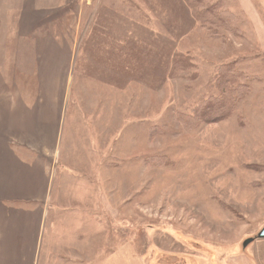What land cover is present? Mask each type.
I'll return each instance as SVG.
<instances>
[{
  "label": "rangeland",
  "instance_id": "obj_1",
  "mask_svg": "<svg viewBox=\"0 0 264 264\" xmlns=\"http://www.w3.org/2000/svg\"><path fill=\"white\" fill-rule=\"evenodd\" d=\"M190 1L0 0V98L64 100L52 147L8 145L1 125L0 147L46 165L63 200L104 201L106 257L123 248L145 264H264V0ZM29 48L71 62L43 80L22 59ZM225 65L246 85L231 114L185 123L225 95Z\"/></svg>",
  "mask_w": 264,
  "mask_h": 264
},
{
  "label": "crops",
  "instance_id": "obj_2",
  "mask_svg": "<svg viewBox=\"0 0 264 264\" xmlns=\"http://www.w3.org/2000/svg\"><path fill=\"white\" fill-rule=\"evenodd\" d=\"M37 8L46 7L36 5L31 10ZM29 51L30 55L22 53V59L43 80L62 72L71 62L68 55L52 50ZM62 56L64 61L59 60ZM55 95L15 105L1 95L0 125L8 133L6 144L25 138L53 145L64 108V100ZM8 145L0 147V264H145L123 248L105 256L103 200L97 209L80 206V195L71 197L78 204L63 200L62 183L56 180L52 184L42 177L49 168L22 162ZM88 216L94 218L95 232L90 231Z\"/></svg>",
  "mask_w": 264,
  "mask_h": 264
},
{
  "label": "trees",
  "instance_id": "obj_3",
  "mask_svg": "<svg viewBox=\"0 0 264 264\" xmlns=\"http://www.w3.org/2000/svg\"><path fill=\"white\" fill-rule=\"evenodd\" d=\"M197 2L198 0L190 1V3ZM212 9V7L202 9L195 8V14L201 18H206L210 15V11ZM218 17L219 16H212L210 18V22H215ZM180 67L181 65L175 64V67L173 68L174 73L178 72ZM238 71L239 70L236 68V66L233 65H225L220 67L218 69V82L225 95L221 96L219 99L213 97V99L210 98L208 101L200 104L202 105L200 106L202 111L199 109L198 111L196 110L197 114L195 112L194 115H183L181 116L182 120L185 123H193L197 122L198 120L200 123L206 122L210 124L221 121V119H223V114L224 116L228 114L230 115L232 112L231 109L235 100V96L240 92H243V90L246 88V85H242L240 82H238V79L240 78V73ZM218 111H221V114H217L216 112Z\"/></svg>",
  "mask_w": 264,
  "mask_h": 264
},
{
  "label": "water",
  "instance_id": "obj_4",
  "mask_svg": "<svg viewBox=\"0 0 264 264\" xmlns=\"http://www.w3.org/2000/svg\"><path fill=\"white\" fill-rule=\"evenodd\" d=\"M258 238L264 239V228L260 231V233L258 235ZM250 242H253V241L252 240L251 241H247L244 246H246V244H249Z\"/></svg>",
  "mask_w": 264,
  "mask_h": 264
}]
</instances>
